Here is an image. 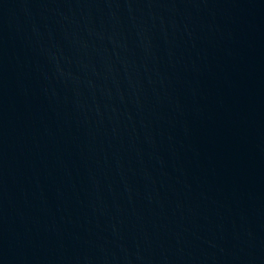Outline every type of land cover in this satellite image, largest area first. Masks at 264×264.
Here are the masks:
<instances>
[{
	"label": "water",
	"instance_id": "1",
	"mask_svg": "<svg viewBox=\"0 0 264 264\" xmlns=\"http://www.w3.org/2000/svg\"><path fill=\"white\" fill-rule=\"evenodd\" d=\"M0 264H264V0H0Z\"/></svg>",
	"mask_w": 264,
	"mask_h": 264
}]
</instances>
